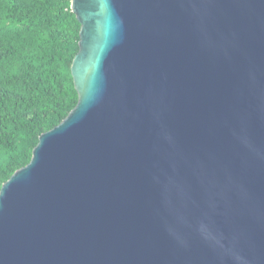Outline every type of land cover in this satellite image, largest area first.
I'll return each instance as SVG.
<instances>
[{"label":"water","instance_id":"1","mask_svg":"<svg viewBox=\"0 0 264 264\" xmlns=\"http://www.w3.org/2000/svg\"><path fill=\"white\" fill-rule=\"evenodd\" d=\"M76 104L0 187V264H264V0H70Z\"/></svg>","mask_w":264,"mask_h":264},{"label":"trees","instance_id":"2","mask_svg":"<svg viewBox=\"0 0 264 264\" xmlns=\"http://www.w3.org/2000/svg\"><path fill=\"white\" fill-rule=\"evenodd\" d=\"M70 0H0V187L76 104Z\"/></svg>","mask_w":264,"mask_h":264}]
</instances>
